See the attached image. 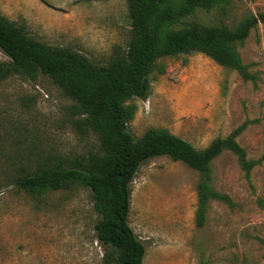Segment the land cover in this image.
Listing matches in <instances>:
<instances>
[{
	"label": "rangeland",
	"instance_id": "rangeland-1",
	"mask_svg": "<svg viewBox=\"0 0 264 264\" xmlns=\"http://www.w3.org/2000/svg\"><path fill=\"white\" fill-rule=\"evenodd\" d=\"M259 14L264 0H229L185 23L234 29ZM0 15L32 39L96 65H107L131 40L127 0H0ZM237 50L253 79L192 52L158 60L148 97L127 101L135 107L128 130L136 139L163 128L200 150L243 127L236 141L258 162L247 175L231 151L213 160L211 185L233 205L211 201L202 226L200 173L168 156L145 162L131 184L129 216L146 248L143 264H264V25ZM0 62H9L1 49ZM74 105L44 75L0 80V264H105L109 249L97 239L89 189L37 194L13 184L42 166L102 152Z\"/></svg>",
	"mask_w": 264,
	"mask_h": 264
},
{
	"label": "trees",
	"instance_id": "trees-1",
	"mask_svg": "<svg viewBox=\"0 0 264 264\" xmlns=\"http://www.w3.org/2000/svg\"><path fill=\"white\" fill-rule=\"evenodd\" d=\"M131 40L125 51L116 50L107 65H96L70 48L46 45L28 36L22 27L0 15V49L9 62H0V80L22 75L33 80L44 75L70 99L85 128L100 141V154L77 159L70 166H42L13 180L30 193L66 190L74 185L91 192L97 239L109 252L105 264H143L146 248L129 224L131 184L148 160L168 156L182 161L201 175L198 185V224L203 225L209 203L233 205L228 195L211 185V163L225 150L238 157L247 175L258 164L247 157L236 138L243 127L227 138H217L205 149L167 129L151 128L139 139L128 130L135 107L133 97L146 99L151 75L158 60L202 52L219 65L236 70L243 79H253L237 46L245 42L264 14L244 19L236 28L185 23L198 11L224 7L229 0H127Z\"/></svg>",
	"mask_w": 264,
	"mask_h": 264
}]
</instances>
